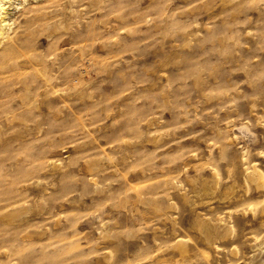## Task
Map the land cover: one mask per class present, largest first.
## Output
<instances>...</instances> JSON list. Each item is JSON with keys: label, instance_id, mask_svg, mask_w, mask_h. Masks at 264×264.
<instances>
[{"label": "rangeland", "instance_id": "obj_1", "mask_svg": "<svg viewBox=\"0 0 264 264\" xmlns=\"http://www.w3.org/2000/svg\"><path fill=\"white\" fill-rule=\"evenodd\" d=\"M13 6L0 264H264V0Z\"/></svg>", "mask_w": 264, "mask_h": 264}, {"label": "bare ground", "instance_id": "obj_2", "mask_svg": "<svg viewBox=\"0 0 264 264\" xmlns=\"http://www.w3.org/2000/svg\"><path fill=\"white\" fill-rule=\"evenodd\" d=\"M28 0H21L20 2H16L15 0H0V38H10V28L11 24L13 23V14H11V10L9 9L10 5H14L13 7H18L19 3L24 4ZM39 6L36 9H31L28 7H25L21 13L24 14V21L27 22L29 20V14L33 11L45 7L52 6L54 4H57L60 2V0H35ZM13 9V8H12ZM62 25H59L57 23H54L52 25L53 30L61 27ZM76 38H70L67 41L75 42ZM11 51V50H10ZM6 55H9V51L5 52ZM6 57V56H5Z\"/></svg>", "mask_w": 264, "mask_h": 264}]
</instances>
